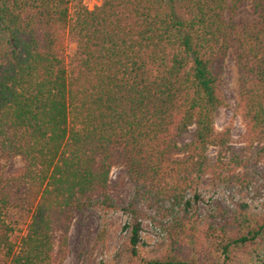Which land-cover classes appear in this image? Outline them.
<instances>
[{
    "label": "trees",
    "instance_id": "obj_1",
    "mask_svg": "<svg viewBox=\"0 0 264 264\" xmlns=\"http://www.w3.org/2000/svg\"><path fill=\"white\" fill-rule=\"evenodd\" d=\"M247 2L258 17L235 21ZM57 34L73 53L59 49ZM227 54L246 142H262L264 0H101L92 10L71 0H0V151L24 160L16 173L0 175V264H63L67 238L64 231L56 242L54 215L98 206L102 197L108 204L114 151L133 182L170 200L164 230L172 247L185 244V228L195 223L187 195L198 199L211 171L207 147L220 137L218 70ZM188 128L191 141L179 144ZM14 209L30 213L15 241L7 220ZM122 211L132 218L131 260L146 215L135 202ZM209 221L240 243L264 230H253L243 203L235 215Z\"/></svg>",
    "mask_w": 264,
    "mask_h": 264
},
{
    "label": "rangeland",
    "instance_id": "obj_2",
    "mask_svg": "<svg viewBox=\"0 0 264 264\" xmlns=\"http://www.w3.org/2000/svg\"><path fill=\"white\" fill-rule=\"evenodd\" d=\"M71 1H80L88 10L101 3V0ZM233 17L235 21H250L258 16L247 2ZM57 38V46L64 54L73 53L75 47L66 35L57 34ZM218 77L224 104L215 113L214 127L220 137L214 146L207 147L211 171L197 188L198 199L195 200L194 194L187 195L188 211L195 221L194 226L185 228L187 242L176 248L171 246L164 229H168L165 211L171 212L172 203L166 197H154L148 187L133 182L126 162L114 151L115 162L105 191L108 204L100 203L102 197L98 206L85 203L82 208L62 209L54 215L60 220L55 225L56 242L64 231L67 238L63 264H145L149 259L191 264H264V230L256 238L240 243L230 231L223 233L209 224L213 215H235L243 203L248 207L253 230L264 225V141L246 142L245 126L237 106L238 74L232 54L221 61ZM191 134L192 128H188L179 144L190 142ZM23 165V158L9 157L0 151V175L14 174ZM133 202L146 216L140 219L138 255L128 260L132 218L122 208ZM151 205L153 208H149ZM8 216L7 220L15 227L12 236L15 241L24 232L30 213L14 209Z\"/></svg>",
    "mask_w": 264,
    "mask_h": 264
}]
</instances>
